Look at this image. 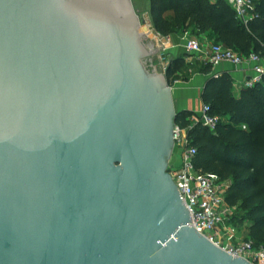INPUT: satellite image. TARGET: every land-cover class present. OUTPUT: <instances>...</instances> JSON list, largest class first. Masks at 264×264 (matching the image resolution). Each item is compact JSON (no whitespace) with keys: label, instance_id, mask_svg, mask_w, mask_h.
Returning <instances> with one entry per match:
<instances>
[{"label":"water","instance_id":"water-1","mask_svg":"<svg viewBox=\"0 0 264 264\" xmlns=\"http://www.w3.org/2000/svg\"><path fill=\"white\" fill-rule=\"evenodd\" d=\"M148 34L131 0H0V264H251L189 227Z\"/></svg>","mask_w":264,"mask_h":264},{"label":"trees","instance_id":"trees-1","mask_svg":"<svg viewBox=\"0 0 264 264\" xmlns=\"http://www.w3.org/2000/svg\"><path fill=\"white\" fill-rule=\"evenodd\" d=\"M253 3L257 17L248 24L224 0H150V15L162 37L206 35L241 56H264V0ZM186 57L167 68L170 84L180 80ZM211 71L212 65L202 66V73ZM202 101L211 115L221 118L215 131L192 125V114L186 111L178 112L176 125L188 129L191 145L197 149L196 169L230 181L227 203L241 213V217L234 215L233 224L236 220L250 223L248 239L264 247V83L245 89L236 99L229 74L212 77Z\"/></svg>","mask_w":264,"mask_h":264},{"label":"built area","instance_id":"built-area-1","mask_svg":"<svg viewBox=\"0 0 264 264\" xmlns=\"http://www.w3.org/2000/svg\"><path fill=\"white\" fill-rule=\"evenodd\" d=\"M224 1L245 24L257 17L253 0ZM185 49L189 55H195L214 67L222 63H230L236 67L250 63L253 76L245 82L244 87L251 89L264 83V60L259 54L241 56L222 44L213 42L207 47L197 39L186 41ZM210 111L208 105H203L198 113L190 117L191 124L215 131L221 118L211 115ZM173 141L174 149L179 151V155L177 161L169 164L168 173L178 185L183 204L191 215L193 223H189V227L195 228L234 258H243L251 264H264V247L256 246L248 238L237 237L232 222L235 210L226 200L230 181H223L216 175L204 174L196 169L197 149L191 145L187 128L176 125Z\"/></svg>","mask_w":264,"mask_h":264},{"label":"crops","instance_id":"crops-1","mask_svg":"<svg viewBox=\"0 0 264 264\" xmlns=\"http://www.w3.org/2000/svg\"><path fill=\"white\" fill-rule=\"evenodd\" d=\"M211 1L216 2L217 0ZM167 40L168 43L164 44V47H167V45L169 46V50L166 49V54L171 53L172 51V54L174 56L169 60L168 63H166V71L171 62L181 57L189 55L185 49L186 42H181L179 34L169 36ZM197 40H200L207 47H210L213 43V41L209 40L206 35H202L200 39ZM180 48L184 50H182V55H179L178 53ZM262 58L264 60V56H262ZM202 66L201 68L199 67L196 70L195 76H193L192 80L189 81V83L178 80L174 83V85L171 86L174 102L179 105L177 112L186 111L190 112L192 115L198 113L204 105L202 101V93L205 89L206 83L212 77L221 76L223 74H229L233 83V95L236 99H239L241 97L242 92L246 89L244 87L245 82L253 76L252 64L250 63H245L244 65L239 67L233 66L230 63H222L219 66H212V71L210 74L202 73ZM248 227L250 228V225Z\"/></svg>","mask_w":264,"mask_h":264},{"label":"rangeland","instance_id":"rangeland-1","mask_svg":"<svg viewBox=\"0 0 264 264\" xmlns=\"http://www.w3.org/2000/svg\"><path fill=\"white\" fill-rule=\"evenodd\" d=\"M150 0H131L133 8L137 16L139 17L140 23H141V28L142 27H147L149 30V34L145 36L143 39V44L146 46L147 50L152 52L160 51L155 54L150 55L149 57L144 59V64L146 67V70L150 74H156V75H164L166 77V63L169 62L171 58H173L172 51L171 53L166 54V49L169 50V46L164 47V44H167L168 38L169 37H162L159 34H157L154 30V27L152 25V19L150 15V5H149ZM181 38V42H186L190 39H200L197 37V35H193L191 33H186V34H179ZM163 50V51H162ZM183 49L180 48L179 50V55H182ZM165 51V54H164ZM185 59V63L183 65V68L180 70V80L186 83H189V81L192 80L193 76L196 74V70L205 62L194 55H187ZM173 60V59H172ZM171 60V61H172ZM203 62V63H202ZM169 82V81H168ZM175 83V82H174ZM174 83L169 85L172 86ZM175 110L178 111L179 105H177L174 102ZM202 109V108H201ZM200 109V110H201ZM199 110V111H200ZM179 151H174L173 155L171 157L170 163L173 161L178 160V154ZM234 215L236 214L237 216L241 217V213L239 211H236L234 208ZM250 223L248 222H239V220H236L234 223V227L237 232V237L241 239H246L249 237V226Z\"/></svg>","mask_w":264,"mask_h":264}]
</instances>
